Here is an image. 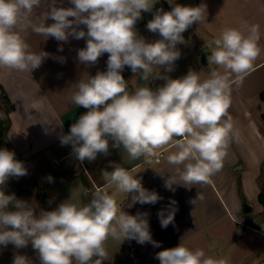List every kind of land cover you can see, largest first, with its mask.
Wrapping results in <instances>:
<instances>
[{"label":"clouds","instance_id":"obj_1","mask_svg":"<svg viewBox=\"0 0 264 264\" xmlns=\"http://www.w3.org/2000/svg\"><path fill=\"white\" fill-rule=\"evenodd\" d=\"M69 3L70 7H57L56 0H52L39 23H31L30 17L41 0H0V67L31 71L48 55L29 50L17 30L21 26L61 42H68L69 37L86 38V46L78 50L79 62L95 65L107 53V70L76 83L71 100L87 111L61 137L62 145L71 144L76 159L83 162L94 161L100 153L108 154L109 140L132 160L153 157L158 149L173 144L176 150L167 156V162L177 166L182 183L169 175L165 187L174 191L176 184L210 183L211 177L223 168L233 133L228 115L231 85H242L261 53L258 25H252L247 35L237 28H224L214 38L208 65L223 69V74L213 69L208 78L202 79L199 72L190 70L183 77L172 79L155 70H172L181 56L177 45L185 43L183 33L206 19L205 5L172 4L170 11H153L157 0ZM142 12H152L146 28L158 33L160 39L148 42L138 33L136 24L142 19ZM49 19L53 23L46 25ZM81 25L86 26V31ZM126 66L134 78L143 81L132 91L122 75ZM229 73L235 77L231 82ZM157 78L166 82L153 89L149 83ZM0 119H4L3 113ZM14 157V152L0 149V245L11 243L20 249L31 244L40 264H103L109 259L105 248L109 237L160 246L152 240L147 214L125 213L114 196L100 188L86 204L69 198L55 210L41 209L37 214L28 202L5 194L4 186L10 177L27 174L22 162ZM47 179L53 180L51 176ZM103 179L106 184L115 185L117 191L131 195L132 204H155L161 199L119 164L105 172ZM170 203L174 205L175 201ZM175 212V208H170L167 215L164 210L158 213L162 228L173 222ZM156 259L160 264H227L223 258L207 256L203 250L193 251L181 243L158 252ZM13 264L32 262L24 255H15Z\"/></svg>","mask_w":264,"mask_h":264},{"label":"crops","instance_id":"obj_2","mask_svg":"<svg viewBox=\"0 0 264 264\" xmlns=\"http://www.w3.org/2000/svg\"><path fill=\"white\" fill-rule=\"evenodd\" d=\"M51 2L41 0L30 17L31 23H39ZM172 4L206 6V19L183 33L185 43L177 45L181 56L174 62L172 70L167 72L163 67L155 70L172 79L181 78L190 70L199 72L202 79L208 78L213 69L223 74V69L208 65L214 38L224 28H237L247 35L252 25H258L261 53L242 85H231L232 102L228 115L232 118L233 133L222 170L211 177L210 183L176 184L174 191L169 190L165 187L169 175L182 183L177 166L167 162V156L176 150L173 144L157 150L156 155L162 150L159 159L142 156L132 160L109 140L108 154L100 153L94 161H67L50 171V164H60L74 155L71 144L62 145L61 137L68 134L70 126L87 111L71 100L76 83L106 71L108 54L102 55L95 65H85L78 60V50L86 46V38L69 37L68 42H61L53 37L46 39L31 27L21 26L17 30L29 50L48 55L31 71L0 67V113L4 114V119H0V149L14 152V158L27 170L25 176L10 177L4 188L24 177L34 182L30 192L35 202L38 204L41 199L43 210L51 211L69 198L74 203L85 204L81 197L86 187L81 176L85 175L90 185L94 181L101 190L113 195L125 213L147 214L152 240L160 246L154 247L150 242L142 245L143 251L150 254L146 264H160L156 254L180 243L193 251L201 249L207 256L223 258L227 264H264V203L259 198V193L264 192V0H169L163 10L170 11ZM56 6L71 5L69 0H56ZM152 18V12H142V19L136 24L138 33L148 42L160 39L158 33L146 28ZM51 23V19L46 21V25ZM80 27L86 31V26ZM61 47L63 51L59 50ZM122 75L129 81V91L143 84L138 77L134 78L127 66ZM229 76L230 82L235 79L233 74L229 73ZM165 82L157 78L149 86L156 89ZM2 125H7L3 131ZM114 164L128 169L141 180L144 188L155 191L161 199L155 204H132L131 195L117 191L115 185H108L103 179L104 173L112 171ZM179 171H183L182 165ZM49 176L53 178L52 182L48 181ZM94 191L92 188L89 192ZM244 201L250 210L243 209ZM170 208L176 209L174 220L167 228H162L158 213L164 210L167 215ZM120 241L109 237L105 242L106 251L111 255L103 264H110L117 258ZM125 241L127 246L132 243L134 248L140 244L134 239ZM15 255H24L32 264H40L31 244L20 249L11 243L6 247L0 245V264H13Z\"/></svg>","mask_w":264,"mask_h":264},{"label":"rangeland","instance_id":"obj_3","mask_svg":"<svg viewBox=\"0 0 264 264\" xmlns=\"http://www.w3.org/2000/svg\"><path fill=\"white\" fill-rule=\"evenodd\" d=\"M171 1V0H170ZM166 3H169V0H157V3L154 5L153 11H155V9H159L165 7ZM202 52L205 54V52L202 50ZM76 159V157L74 155L67 157L65 160H62L60 164H50L49 166V170H55L59 167H61L62 165L66 164L67 161H72L74 162V160ZM77 167H80L79 164ZM19 181V180H18ZM15 181L13 184H11L9 186V188L6 186L4 188V191L8 194V195H12L14 194L12 192V188L17 186L18 184H23L24 185V189L22 191H19L17 194H14L15 196H19L20 198L18 200H22V201H26L29 204H31V207L35 209L36 213L39 214L41 209H44V204L43 201L40 199L39 203L37 204L33 198L31 191V185H34V182L29 181L28 179H24V177L18 182ZM92 187L93 184L91 183ZM40 197V196H39ZM17 199V198H16ZM56 207V206H55ZM121 243V247L118 248V256L117 258H114V261H110V264H146L147 263V259L149 257L150 254H147V252L143 251V244H139L136 245L134 248L135 251V255L134 256H129L128 253L125 251V247L127 246V242L124 241H120ZM111 255V254H108Z\"/></svg>","mask_w":264,"mask_h":264},{"label":"trees","instance_id":"obj_4","mask_svg":"<svg viewBox=\"0 0 264 264\" xmlns=\"http://www.w3.org/2000/svg\"><path fill=\"white\" fill-rule=\"evenodd\" d=\"M85 112L86 111H84V113ZM6 126L7 125H2L1 126L2 131L5 130ZM81 177H82L83 183L86 185V187H88L90 184H89V180L87 179V177L85 175H82ZM23 189H24V185L20 183L17 186L12 188V192L14 194H17L19 191H22ZM85 193H87V194H85ZM81 197H82V200L84 201V203L86 204V203H88L90 201V199L92 197V194L88 190L84 189V191L81 194ZM259 198L264 203V192L263 191H261L259 193Z\"/></svg>","mask_w":264,"mask_h":264},{"label":"built area","instance_id":"obj_5","mask_svg":"<svg viewBox=\"0 0 264 264\" xmlns=\"http://www.w3.org/2000/svg\"><path fill=\"white\" fill-rule=\"evenodd\" d=\"M162 154V150H159L157 155H155V159H159L160 155ZM55 161H57V159H54ZM92 185H89L88 187H85L86 190L90 191L92 188L93 189H97L100 188V185L96 184V182H92ZM125 251L128 253L129 256H134L135 255V251H134V245L132 243H129L128 246L125 248Z\"/></svg>","mask_w":264,"mask_h":264},{"label":"water","instance_id":"obj_6","mask_svg":"<svg viewBox=\"0 0 264 264\" xmlns=\"http://www.w3.org/2000/svg\"><path fill=\"white\" fill-rule=\"evenodd\" d=\"M243 209L246 210H250V206L248 205V203L246 201L243 202Z\"/></svg>","mask_w":264,"mask_h":264}]
</instances>
